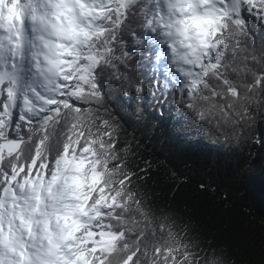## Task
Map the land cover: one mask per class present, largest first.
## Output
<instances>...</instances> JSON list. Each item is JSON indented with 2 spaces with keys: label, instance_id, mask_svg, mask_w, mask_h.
Instances as JSON below:
<instances>
[{
  "label": "snow or ice",
  "instance_id": "snow-or-ice-1",
  "mask_svg": "<svg viewBox=\"0 0 264 264\" xmlns=\"http://www.w3.org/2000/svg\"><path fill=\"white\" fill-rule=\"evenodd\" d=\"M133 96L243 139L264 116V0H0V264H235L158 203L109 110Z\"/></svg>",
  "mask_w": 264,
  "mask_h": 264
},
{
  "label": "trees",
  "instance_id": "trees-1",
  "mask_svg": "<svg viewBox=\"0 0 264 264\" xmlns=\"http://www.w3.org/2000/svg\"><path fill=\"white\" fill-rule=\"evenodd\" d=\"M142 106L138 111L135 96L117 97L109 110L122 125V136L134 135L141 155L158 170L149 181L158 203L191 216L235 264H264V116L237 141L192 124L175 106L161 110L147 99ZM173 188H178L175 200Z\"/></svg>",
  "mask_w": 264,
  "mask_h": 264
}]
</instances>
